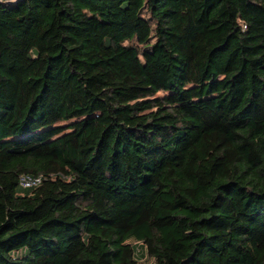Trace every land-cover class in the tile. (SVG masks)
I'll return each instance as SVG.
<instances>
[{
    "label": "trees",
    "instance_id": "trees-1",
    "mask_svg": "<svg viewBox=\"0 0 264 264\" xmlns=\"http://www.w3.org/2000/svg\"><path fill=\"white\" fill-rule=\"evenodd\" d=\"M138 243L264 264V0H0V264Z\"/></svg>",
    "mask_w": 264,
    "mask_h": 264
},
{
    "label": "built area",
    "instance_id": "built-area-1",
    "mask_svg": "<svg viewBox=\"0 0 264 264\" xmlns=\"http://www.w3.org/2000/svg\"><path fill=\"white\" fill-rule=\"evenodd\" d=\"M9 1H14V0H9ZM40 182H41L40 176L33 177L30 175H22L19 178V185L24 189L35 187Z\"/></svg>",
    "mask_w": 264,
    "mask_h": 264
},
{
    "label": "rangeland",
    "instance_id": "rangeland-1",
    "mask_svg": "<svg viewBox=\"0 0 264 264\" xmlns=\"http://www.w3.org/2000/svg\"><path fill=\"white\" fill-rule=\"evenodd\" d=\"M137 246V255H138V259L140 261L141 264H153V259L148 257L146 252H145V249L140 246V244H136Z\"/></svg>",
    "mask_w": 264,
    "mask_h": 264
},
{
    "label": "water",
    "instance_id": "water-1",
    "mask_svg": "<svg viewBox=\"0 0 264 264\" xmlns=\"http://www.w3.org/2000/svg\"><path fill=\"white\" fill-rule=\"evenodd\" d=\"M4 1H9V0H4Z\"/></svg>",
    "mask_w": 264,
    "mask_h": 264
}]
</instances>
